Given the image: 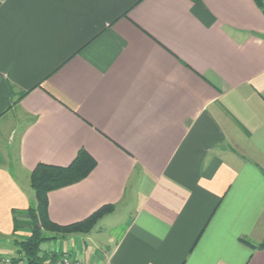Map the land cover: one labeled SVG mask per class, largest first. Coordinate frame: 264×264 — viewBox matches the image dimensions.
I'll return each instance as SVG.
<instances>
[{"label": "crops", "instance_id": "0c3cea01", "mask_svg": "<svg viewBox=\"0 0 264 264\" xmlns=\"http://www.w3.org/2000/svg\"><path fill=\"white\" fill-rule=\"evenodd\" d=\"M262 1L0 0V264L30 234L32 172L81 151L50 220L113 209L46 251L264 264Z\"/></svg>", "mask_w": 264, "mask_h": 264}, {"label": "trees", "instance_id": "16d2710c", "mask_svg": "<svg viewBox=\"0 0 264 264\" xmlns=\"http://www.w3.org/2000/svg\"><path fill=\"white\" fill-rule=\"evenodd\" d=\"M255 1L258 6L263 7L262 0ZM93 167V159L81 151L69 166L39 164L35 168L31 174V185L36 204L28 209L31 220L30 234L23 238H15L13 245L15 254L11 256V264H55L58 256L43 250L42 246L45 243L71 234L88 233L103 216L112 211V206L102 207L84 221L68 226L57 225L49 218L48 194L82 181ZM261 247H264V243Z\"/></svg>", "mask_w": 264, "mask_h": 264}, {"label": "built area", "instance_id": "2783aa9c", "mask_svg": "<svg viewBox=\"0 0 264 264\" xmlns=\"http://www.w3.org/2000/svg\"><path fill=\"white\" fill-rule=\"evenodd\" d=\"M54 251L52 250L51 253ZM58 252V250H57ZM3 264H11V257H3ZM55 264H88L82 259H73L68 253H63L60 258L55 262Z\"/></svg>", "mask_w": 264, "mask_h": 264}, {"label": "rangeland", "instance_id": "374dc122", "mask_svg": "<svg viewBox=\"0 0 264 264\" xmlns=\"http://www.w3.org/2000/svg\"><path fill=\"white\" fill-rule=\"evenodd\" d=\"M100 238H103V236L100 237ZM58 245H60V241L59 240H52V241H49V242L45 243L42 246V249L43 250H47V249H51L53 246L56 247Z\"/></svg>", "mask_w": 264, "mask_h": 264}]
</instances>
